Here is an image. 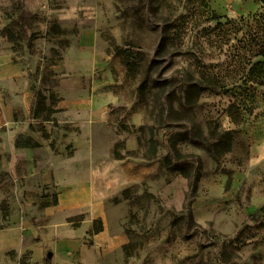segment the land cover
I'll list each match as a JSON object with an SVG mask.
<instances>
[{
  "label": "rangeland",
  "instance_id": "rangeland-1",
  "mask_svg": "<svg viewBox=\"0 0 264 264\" xmlns=\"http://www.w3.org/2000/svg\"><path fill=\"white\" fill-rule=\"evenodd\" d=\"M98 1L103 4L101 31L109 50L114 52L116 45H134L138 72L136 67L130 69L137 76L134 90L139 94L138 106L143 110L144 124L156 130L159 152L154 159L161 169L167 168L155 177L154 194H146L140 186L129 202L131 214H136L130 226L138 232L135 253L139 264H225V252L236 264L250 260L263 264L264 249L259 245L264 244V155L255 153L256 158L251 148L264 137V86L259 85L257 75L247 74L245 67L255 52L264 50L263 3L259 0L262 8L257 10L255 0ZM22 10L21 0H0V36L6 37L12 51L25 46L19 29ZM227 20L229 23L216 26L218 21ZM9 31L21 41L9 39ZM0 47H4L1 42ZM142 83L148 86L146 92H139ZM193 83L208 88L190 106L186 103L187 89ZM219 84L227 89L214 87ZM168 96L174 99L172 110ZM146 99L148 104L144 105ZM162 109L165 119L160 124L153 118ZM140 126L129 129L125 141L137 136L147 142L148 132L142 135ZM221 130L234 133L232 150L222 155L213 147L210 134ZM172 140L186 157L177 160ZM136 149V157L141 158L143 146ZM167 155L173 158L170 168L163 162ZM237 174L241 177L237 196L223 200L215 225L231 233L243 219L241 228L234 235H222L224 230L214 224L205 229L193 216L194 200L202 195L220 199L230 191V177L234 183ZM11 180L13 186L7 190L12 200L5 203L4 212L16 215L20 227L24 216H34L33 226L44 224L46 232L50 225H64L65 217L60 213L39 218L43 197L34 203L37 211H27L22 194L26 184ZM53 191V186L43 187L46 200H54ZM202 200L197 202L205 204ZM200 211L205 213L206 209ZM35 235L28 237L21 227V242L33 244ZM7 254L11 264H45V252L42 260H36L30 251L22 252L19 258L16 250Z\"/></svg>",
  "mask_w": 264,
  "mask_h": 264
},
{
  "label": "crops",
  "instance_id": "crops-1",
  "mask_svg": "<svg viewBox=\"0 0 264 264\" xmlns=\"http://www.w3.org/2000/svg\"><path fill=\"white\" fill-rule=\"evenodd\" d=\"M21 2L24 49L10 50V42L0 36V175L5 173L0 183V264L13 262L9 250H16L17 258L30 251L36 260L51 252L52 264H139L138 232L130 226L136 214H131L129 202L140 186L146 194L156 192L155 177L167 168L161 169L155 159L115 156V145L125 141L129 129L144 124L134 90L137 76L109 50L98 0ZM255 2L261 9L260 1ZM10 33L9 39L21 41ZM124 145L123 154L133 151L138 137ZM255 153L264 155V137L251 148L257 158ZM12 178L26 184L22 194L27 211H37L34 203L43 197L39 218L60 213L64 225H50L46 232V225L38 224L37 230L34 216H24V234L36 233L37 240L21 242L16 215L4 212L12 200L7 190ZM240 178L237 174L234 183L231 179L230 191L220 199L202 195L194 200L193 216L205 229L215 225L223 200L237 196ZM46 185L53 186L57 204L45 199ZM78 214L82 216L76 218ZM242 220L231 233L215 226L222 235H234ZM99 222L102 229L96 232ZM259 247L264 249V244Z\"/></svg>",
  "mask_w": 264,
  "mask_h": 264
},
{
  "label": "trees",
  "instance_id": "trees-1",
  "mask_svg": "<svg viewBox=\"0 0 264 264\" xmlns=\"http://www.w3.org/2000/svg\"><path fill=\"white\" fill-rule=\"evenodd\" d=\"M261 3H263V6H264V0H260ZM226 23H229V20H227V22H222V21H218L217 23V27L218 26H221V25H224ZM134 45L132 43H126L125 44V47H122V46H119V45H116L114 47V54L115 55H118L120 58H121V62L131 68L132 67H136V72H138V66H137V62H135V54H134ZM256 57H261L262 59L254 62L253 61V58H256ZM246 69H248V73L247 74H251V75H257V77H259V85H262L264 86V50H259L257 52H255L250 58H249V61L246 63ZM245 69V68H244ZM245 82V81H244ZM243 84H246L243 83ZM215 88H225L227 89L226 85H223V84H219V85H214ZM205 88H208V85H203V84H196V83H193V84H190L189 87H188V96H187V101L186 103L188 105L191 106V104L195 103L198 101V99L200 98V96L202 95L203 91L205 90ZM148 89V86H146V83H142L140 86H139V92H146V90ZM191 91V92H190ZM193 93V95L191 96L190 94ZM169 97V102H170V105H171V109H173V101L174 99L171 97V96H168ZM42 100L41 97L39 98V101H38V106H37V109L40 110L42 108ZM155 101H157V99L153 100V102L155 103ZM148 104V99L144 100V105H147ZM162 105V102L160 103ZM37 110V112H38ZM165 111L162 109L159 114L153 118L154 121L162 124L164 123V119H165ZM170 121V120H169ZM148 128V129H147ZM140 132L141 134L143 135L144 133L148 132V140L147 142H143L142 141V138L139 137L138 138V146H143V154L141 156V158H144V159H154L157 157L158 155V146H159V141L156 139V130L154 129V126H148L146 124H142L140 127ZM202 134V131L200 132ZM211 134V138L213 139V142H212V145L214 148L217 149L218 151V154L222 155V153H225V152H229L232 150V143L234 141V133H232V131L228 130V131H223L221 130L220 132H216V131H212L210 132ZM203 135V134H202ZM32 144L31 142L28 143L27 145H30ZM124 141H119L116 145H115V156L117 158L121 157H125V156H136L137 153H139V150L138 149H133V151H127L126 154H123V151H121L122 149L125 148V145H124ZM171 150H173V154L174 156H176L177 160L178 159H181L183 157H186V155L184 153H182V151L180 149H178L177 145H176V141L175 140H172L171 141ZM163 162L164 164L167 166V167H172L173 166V158L170 157V156H165L164 159H163ZM186 175V173H185ZM188 176V175H186ZM231 182V177L228 181V184H230ZM127 191H125V193H127ZM58 201L55 199L53 201V204H57ZM49 205V203H46L44 206H47ZM102 229V225H100V222H99V225H96V228H95V231L98 232ZM130 245H126L124 248H125V251L127 252L128 249H129ZM222 256H223V261L225 264H236L235 261H233V259L227 257L226 258V252L225 253H222ZM46 264H52V257L51 256H48L46 258Z\"/></svg>",
  "mask_w": 264,
  "mask_h": 264
},
{
  "label": "water",
  "instance_id": "water-1",
  "mask_svg": "<svg viewBox=\"0 0 264 264\" xmlns=\"http://www.w3.org/2000/svg\"><path fill=\"white\" fill-rule=\"evenodd\" d=\"M49 256L51 255V252H49V254H48Z\"/></svg>",
  "mask_w": 264,
  "mask_h": 264
}]
</instances>
